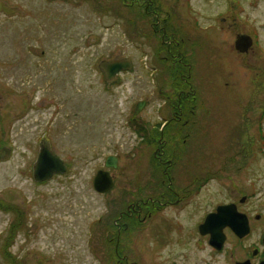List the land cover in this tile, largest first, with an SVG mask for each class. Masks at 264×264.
<instances>
[{"label": "rangeland", "instance_id": "374dc122", "mask_svg": "<svg viewBox=\"0 0 264 264\" xmlns=\"http://www.w3.org/2000/svg\"><path fill=\"white\" fill-rule=\"evenodd\" d=\"M1 3L0 264H115L116 223H122L118 218L127 206L126 192L133 193L138 170L132 164V154L123 153L122 147L111 150L114 142H128L129 133L123 135L116 130L113 135L107 130L106 136L103 121L118 120L115 108L123 110L120 108L123 101L139 98L137 87L143 97L153 96L151 77L145 70L139 76L125 74L121 90L106 92L96 64L102 58L122 56L147 71L151 52L141 41L139 57L140 27L135 23V10L119 0H1ZM215 3L190 0L191 7L199 12L200 27L217 26L210 34V45L214 48L204 47L205 56H211L212 50H221V55L212 62L204 57L201 75L205 77L208 86L205 95L212 108L201 106L197 112L205 118L210 110L220 123L218 129H213L211 123L208 128L212 133L206 139L199 138L203 129L197 128L193 138H189V159L199 161L194 152L199 147L206 149L207 160L212 163L234 156L237 163H250L253 178L262 180L264 176H257L256 169L264 170V0H241L242 21L236 25L232 13L227 12L229 4L225 0H220L217 6ZM12 6L18 9L11 17L8 11ZM219 11L224 18L228 15L227 21L218 23ZM241 33L250 37L253 34L259 48L252 46L248 54H238L233 44L235 35ZM73 45L77 47L76 72L72 73L76 86L70 90L69 74L60 68L65 67ZM22 47L30 53L44 51L46 67L39 95L25 105L21 102L26 97L19 94L22 82H16L29 76L12 74L7 64ZM37 57L34 55L36 61ZM50 77L56 78L57 90L48 86ZM43 94L52 101L58 97L52 105L56 107L59 103L61 107L55 110L59 115L50 114L53 107L48 109V102L42 106L37 103ZM25 112L26 117L21 119ZM44 133L70 170L48 182L35 183L31 166L37 154V141ZM232 145L234 149H230ZM108 146L110 149H106ZM112 153L121 155L122 161L121 167L113 172L117 184L109 194L102 195L94 190L92 181L102 159ZM146 156L143 153V159ZM150 174V169L142 167L144 199L152 195V187H148ZM215 186L210 183L200 198H208L216 191ZM169 215L166 212L152 220L145 218L141 224L132 222L123 232L120 238L129 262L203 264L208 259V250L198 249L194 237H185L179 244L177 238L182 235L168 223ZM173 219L176 220L174 215ZM191 220L194 222L195 218L191 216L186 221L189 226ZM107 236L110 244L106 243ZM8 242L13 245L7 252Z\"/></svg>", "mask_w": 264, "mask_h": 264}, {"label": "flooded vegetation", "instance_id": "af4514ba", "mask_svg": "<svg viewBox=\"0 0 264 264\" xmlns=\"http://www.w3.org/2000/svg\"><path fill=\"white\" fill-rule=\"evenodd\" d=\"M119 1H122L125 6L128 3L127 0ZM214 1L216 6L220 4V0ZM225 1L230 6L227 12L232 13L234 16L232 21L236 25L237 21H242L241 12L244 6L241 0ZM1 4L0 0V11ZM128 5L134 8L135 23L140 27L138 53L141 52V41H143L151 52V65L146 71L145 67H141L138 63L135 64L131 58L111 56L97 62V74L103 80L105 91L111 93L116 89H122V79L125 74L135 73L139 76L145 70L151 77L150 93L153 98L143 97L141 88L137 87L139 98H134L133 102L123 101L120 105L123 110L119 111L115 108L119 119L103 121L104 134L107 130L113 135L117 131H122L123 135L129 133L128 142L124 141L121 144L118 141L114 142L112 143L114 148L111 150H115V147L120 150L122 147L123 153L132 154V164L138 170L133 193L126 192V196H129L128 200L124 201L127 206L118 218L122 223L119 225L116 223L118 237L114 242L115 264H133L129 262V256L124 252L125 245L121 243L120 238L123 232L128 230L130 224L132 222L141 224L142 219L152 220L163 213L166 215V212L170 213L168 223L172 229L176 230L178 235H182L177 238L179 244L186 240L185 237L192 236L199 246L198 249L208 250V259L203 260V264H264V179H254L252 165L248 162L237 163L234 156L217 163L209 162L206 157L209 153L202 147L194 149L198 162L194 163L189 159V138H193L197 128L203 129L199 138L206 139L208 133H212L208 128L211 127V123L213 122V129H218L220 123L217 117L210 113V110H207L209 114H206L205 118L197 114L198 107L212 108L210 100L205 95V89L208 86L205 85V77L201 74H203L204 57L212 62V59L218 61L221 55V50L216 52L212 50L211 56L204 54L206 49L204 47L211 43L210 34H213L217 26L209 24L206 27H200L197 17L199 12L191 7L190 0H129ZM17 9L12 6L8 11L9 15L12 17ZM227 17L224 18L220 11L216 15L218 23L227 21ZM241 35L245 34L235 35L233 44L238 54H248L252 46L259 48L257 39L252 34L251 37L248 36L252 40L251 47L246 53H239L235 48V43ZM213 46L210 45V47ZM76 52L77 47L71 46L67 63L65 67L60 68L61 72L69 74L67 84L70 90L76 86V80L74 82L72 76V73L76 72L74 67L77 64ZM16 53H19L18 56L10 57L7 64L12 74L29 76L26 80L22 77L16 82H22L23 88L19 94L26 97L21 102L25 105L30 103V100L36 99L45 81L44 51L30 53L23 48ZM34 55L38 56L37 61ZM118 60H129L131 69L119 71L113 76L112 81H107L101 63ZM13 80L14 77L11 81ZM57 84L55 77L49 78L48 86H53L57 90ZM44 95L40 98L41 100L36 101L40 106L48 102V109L53 107L50 114L55 112L56 107H58L57 110L61 107L59 103L56 107L55 104L52 105L55 100L58 101V97L52 101L46 99ZM29 111L35 112L33 109ZM26 112L21 119L26 117ZM55 114L60 113L56 111ZM72 115L75 119L76 112ZM42 139L49 141L53 153L65 165L66 171L63 174H66L70 170L69 164L53 150V145L45 133L38 139V147ZM230 149H234V146L232 145ZM143 153L147 155L144 159ZM121 162V155L118 153L109 154L100 162L102 165L97 172H108L113 181V187L102 195L109 194L116 186L113 172L121 167ZM142 167L151 170L150 186H147L152 187V195L145 199L141 195ZM256 170L258 171L257 176H264L263 169ZM63 174H56L45 182ZM212 182L217 187L216 191L214 190L208 198L205 196L200 198ZM195 198L196 201H194ZM218 213L220 215L213 218L211 223L202 229L208 216ZM173 215L176 220L173 219ZM191 216L192 219L195 218V221L191 220L192 224L189 226L186 221L190 220ZM211 234L222 237L220 247L210 244ZM106 240L107 244L111 243L109 236ZM11 243H7V252L13 245ZM174 262L171 261V264H175ZM14 263L11 262V264ZM104 264H109V262H104Z\"/></svg>", "mask_w": 264, "mask_h": 264}, {"label": "water", "instance_id": "95a60500", "mask_svg": "<svg viewBox=\"0 0 264 264\" xmlns=\"http://www.w3.org/2000/svg\"><path fill=\"white\" fill-rule=\"evenodd\" d=\"M252 40L246 35L238 36L235 43V48L240 53H246L251 47ZM101 68L105 71L107 81H112L113 76L122 70H130L131 63L129 60L112 61L101 63ZM66 171V167L63 162L53 153L51 145L48 140L42 139L39 142L38 152L36 159L32 165V178L36 183H42L51 179L56 174H63ZM93 187L97 193L103 194L109 191L113 187V181L108 172L98 171L93 179ZM218 213L209 215L206 219V224L202 229L207 227L213 218H217ZM205 231V230H204ZM207 231V230H206ZM207 234L206 232H203ZM210 244L214 247H220L222 237L211 234ZM218 245V246H217Z\"/></svg>", "mask_w": 264, "mask_h": 264}, {"label": "trees", "instance_id": "16d2710c", "mask_svg": "<svg viewBox=\"0 0 264 264\" xmlns=\"http://www.w3.org/2000/svg\"><path fill=\"white\" fill-rule=\"evenodd\" d=\"M18 225H19V224H18ZM13 227H18V226H15V225H14ZM129 230H130V229H129ZM13 231H14V230H12V233H13Z\"/></svg>", "mask_w": 264, "mask_h": 264}]
</instances>
